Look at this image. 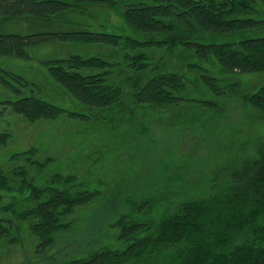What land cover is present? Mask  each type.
Segmentation results:
<instances>
[{"label":"trees","instance_id":"obj_1","mask_svg":"<svg viewBox=\"0 0 264 264\" xmlns=\"http://www.w3.org/2000/svg\"><path fill=\"white\" fill-rule=\"evenodd\" d=\"M261 2L264 0H0V16L4 17L47 18L83 4L105 5L111 10L121 9L120 18L130 31L88 27L29 33L0 31V85L16 94L2 103L28 122L51 120L62 114L88 118L42 97L38 84L2 62L28 61L35 48L67 43L82 52L90 46L100 51L84 55L74 51L42 59L41 64L48 78L88 108L113 109L118 116H128V100L124 97L129 95L133 108L146 106L165 112L170 106L194 100L211 109V102L198 98L191 87L194 73L205 90L218 92L212 65L227 75L264 72ZM178 46L180 51L175 50ZM228 81V86L235 89L234 78ZM246 102L264 115V80L247 95ZM120 105L122 111L117 110ZM135 124L125 130L124 144L116 133L110 141L121 149L128 148L133 162L140 164L145 161V151L141 154L136 149L142 147L147 127L139 123L136 129ZM132 130H137V136ZM113 151L107 145L104 154L108 156ZM161 158L156 165L148 161L142 166L148 172L139 178L112 185L114 195L123 191L120 196L123 194L121 200L126 205V211L113 222L121 245L100 246L54 264H121L160 258L162 264H264V153L255 157L258 159L232 165L229 176L219 186L212 185L207 193L175 202L154 220L150 212L157 201L153 197L156 185L178 182L182 178L179 169L196 172L204 168L199 161H186L170 169ZM26 161L38 164L28 156ZM15 171L22 198L8 203L3 202L2 192L10 189L9 180L0 172V212L5 213H0V240L15 241L22 226L13 221L25 222L38 250L50 248L55 236L70 228L66 218L105 189L101 182L100 186L92 185L73 173L37 183L28 169L19 167ZM108 194L103 199L105 195L110 198ZM16 200L30 204L18 209ZM7 211L11 217L5 216Z\"/></svg>","mask_w":264,"mask_h":264},{"label":"rangeland","instance_id":"obj_2","mask_svg":"<svg viewBox=\"0 0 264 264\" xmlns=\"http://www.w3.org/2000/svg\"><path fill=\"white\" fill-rule=\"evenodd\" d=\"M260 8L264 10V3H260ZM120 12L121 9L111 10L105 5L83 4L76 10L47 18L30 15L0 16V31L29 33L48 28L88 27L107 31L121 28L130 33L120 18ZM175 50L180 51L179 46ZM74 51L84 55L88 52L96 53L100 49L90 46L82 52L72 44L55 43L33 49L28 61L2 60L8 69L38 84L42 97L66 110L88 116L73 118L62 114L51 120L28 122L2 103L4 99H14L16 94L0 85V172L8 177L10 185L8 191L2 192V200L8 203L22 198L17 190L18 175L15 173L19 167L28 169L29 176L37 183L73 173L77 179L82 178L92 185L98 183L100 186L101 182L105 188L104 193L91 203L80 206L66 218L71 223L70 228L59 232L54 243L46 250L36 249V239L28 231L26 223L14 220V223L22 226V230L15 234L16 240L13 242L0 240V264H54L70 257L83 256L85 252L100 246L121 245L116 239L118 229L113 222L118 214L126 211V205L121 200L123 194L120 196L123 191L114 195L112 185L122 180L139 178L148 172L146 167L142 168L148 165V161L156 165L158 157H163L161 159L167 162L170 169L186 161H199L204 167L196 172L194 169H179L182 178L178 182L156 185L153 197L157 201L150 212V217L155 220L175 202L207 193L212 185L219 186L220 181L229 176L232 165L258 159L255 157L264 153V115L246 102L247 95L264 80V72L227 75L212 65V73L218 78V92L205 90L196 78L197 73L192 75L191 86L198 98L211 102V109L194 100L183 101L178 107L170 106L165 112L163 109L155 111L146 106L133 108L132 96L126 94L124 99L128 100V116H118L112 113L113 109L98 110L80 104L47 77L41 64L42 59L67 56ZM229 77H233L237 83L235 89L228 86ZM117 110L122 111L121 105ZM133 122L136 123V129H139V123H145L147 127L146 137L141 139L142 147L136 149L140 153L145 151V161L140 164L133 162L128 148L121 149L110 141L113 133H116V138L124 144V140H127L125 130L131 128ZM136 131L132 130L134 135ZM107 145H111L114 150L108 156L104 154ZM131 153L136 154L135 151ZM27 156L38 164L29 165ZM104 194L110 198L105 195L106 199H103ZM29 204L27 201L16 200L18 209ZM6 213L5 216L11 217L8 211ZM160 259L125 261L121 264H162L163 260Z\"/></svg>","mask_w":264,"mask_h":264}]
</instances>
